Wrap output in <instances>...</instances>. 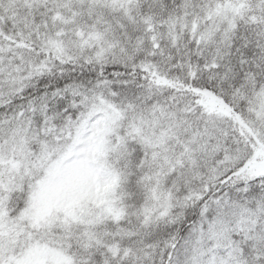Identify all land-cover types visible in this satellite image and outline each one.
I'll return each instance as SVG.
<instances>
[{"label": "snow or ice", "instance_id": "snow-or-ice-1", "mask_svg": "<svg viewBox=\"0 0 264 264\" xmlns=\"http://www.w3.org/2000/svg\"><path fill=\"white\" fill-rule=\"evenodd\" d=\"M0 264H264V0H0Z\"/></svg>", "mask_w": 264, "mask_h": 264}]
</instances>
